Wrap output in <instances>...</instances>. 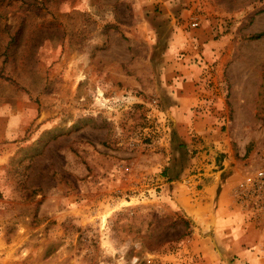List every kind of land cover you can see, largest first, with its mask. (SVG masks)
Returning a JSON list of instances; mask_svg holds the SVG:
<instances>
[{
  "label": "rangeland",
  "instance_id": "obj_1",
  "mask_svg": "<svg viewBox=\"0 0 264 264\" xmlns=\"http://www.w3.org/2000/svg\"><path fill=\"white\" fill-rule=\"evenodd\" d=\"M190 31L216 58L198 63L191 110L217 115L221 88L212 127L232 173H250L264 162V0H0V264H200L163 161L210 173L223 155L154 127L170 118L163 75L186 54L172 42Z\"/></svg>",
  "mask_w": 264,
  "mask_h": 264
},
{
  "label": "crops",
  "instance_id": "obj_2",
  "mask_svg": "<svg viewBox=\"0 0 264 264\" xmlns=\"http://www.w3.org/2000/svg\"><path fill=\"white\" fill-rule=\"evenodd\" d=\"M190 32L191 37L184 36L186 32H183L172 42L174 51L181 44L186 54L179 58L176 68L163 75V106L170 116L174 139L182 145L178 149L186 153L197 148L193 137L195 141L199 137L209 139L223 155V162L217 171L208 173L209 165H201L192 170H203V173L185 175L187 169L181 171L176 168L175 161L168 163L167 157L161 171V179L165 181L163 187L169 189V199L195 226L196 232L189 245L192 254L199 255L200 264H264V219L254 217L236 203L235 188L246 174L232 173V150L219 135L218 128L212 127L214 122L224 120L221 88L215 91L217 115L195 116L191 110L204 107L202 96L206 92L201 84L195 85L201 73L198 63L216 58L214 40L194 38L192 35L197 33ZM214 78L219 80L217 65Z\"/></svg>",
  "mask_w": 264,
  "mask_h": 264
},
{
  "label": "built area",
  "instance_id": "obj_3",
  "mask_svg": "<svg viewBox=\"0 0 264 264\" xmlns=\"http://www.w3.org/2000/svg\"><path fill=\"white\" fill-rule=\"evenodd\" d=\"M190 20L189 25L191 28L199 26L198 17L193 16ZM212 78V73L207 72L203 80L211 82ZM154 124L156 132H160L159 135L161 137L167 138L171 130L170 118L167 115H163L162 118L155 120ZM147 129L148 127L144 130ZM234 198L237 204L252 213L254 217L264 219V162L257 169L244 176L243 180L235 188Z\"/></svg>",
  "mask_w": 264,
  "mask_h": 264
},
{
  "label": "trees",
  "instance_id": "obj_4",
  "mask_svg": "<svg viewBox=\"0 0 264 264\" xmlns=\"http://www.w3.org/2000/svg\"><path fill=\"white\" fill-rule=\"evenodd\" d=\"M261 34H258L257 36H260Z\"/></svg>",
  "mask_w": 264,
  "mask_h": 264
}]
</instances>
